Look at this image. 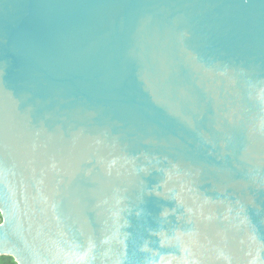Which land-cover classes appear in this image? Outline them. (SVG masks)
Instances as JSON below:
<instances>
[{"label":"water","instance_id":"95a60500","mask_svg":"<svg viewBox=\"0 0 264 264\" xmlns=\"http://www.w3.org/2000/svg\"><path fill=\"white\" fill-rule=\"evenodd\" d=\"M0 256L264 264V0H0Z\"/></svg>","mask_w":264,"mask_h":264},{"label":"trees","instance_id":"16d2710c","mask_svg":"<svg viewBox=\"0 0 264 264\" xmlns=\"http://www.w3.org/2000/svg\"><path fill=\"white\" fill-rule=\"evenodd\" d=\"M0 219H2L1 216H0ZM0 264H16V263L12 259L10 260L8 258L0 256Z\"/></svg>","mask_w":264,"mask_h":264},{"label":"rangeland","instance_id":"374dc122","mask_svg":"<svg viewBox=\"0 0 264 264\" xmlns=\"http://www.w3.org/2000/svg\"><path fill=\"white\" fill-rule=\"evenodd\" d=\"M2 223V219H0V224Z\"/></svg>","mask_w":264,"mask_h":264}]
</instances>
